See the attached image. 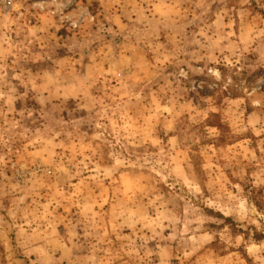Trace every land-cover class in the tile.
<instances>
[{
  "label": "rangeland",
  "instance_id": "1",
  "mask_svg": "<svg viewBox=\"0 0 264 264\" xmlns=\"http://www.w3.org/2000/svg\"><path fill=\"white\" fill-rule=\"evenodd\" d=\"M50 259L264 264V0H0V264Z\"/></svg>",
  "mask_w": 264,
  "mask_h": 264
},
{
  "label": "crops",
  "instance_id": "2",
  "mask_svg": "<svg viewBox=\"0 0 264 264\" xmlns=\"http://www.w3.org/2000/svg\"><path fill=\"white\" fill-rule=\"evenodd\" d=\"M41 244L40 246L37 245L34 250L32 251V253L34 254L35 258H40V257H43L42 256V253H43V250H50L51 254H52V259L55 258L54 260L56 261L57 259L59 260V256L57 255L58 251L55 250V248H52V247H49L48 245V242H52V238H49V235H46V237H44V234H41ZM53 260L48 262V263H52Z\"/></svg>",
  "mask_w": 264,
  "mask_h": 264
}]
</instances>
